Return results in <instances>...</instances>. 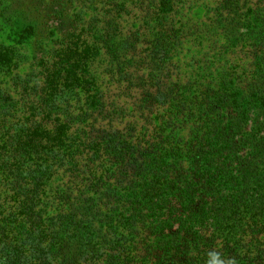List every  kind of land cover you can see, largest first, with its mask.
Segmentation results:
<instances>
[{
  "label": "trees",
  "instance_id": "16d2710c",
  "mask_svg": "<svg viewBox=\"0 0 264 264\" xmlns=\"http://www.w3.org/2000/svg\"><path fill=\"white\" fill-rule=\"evenodd\" d=\"M104 1L0 35V264H264V0Z\"/></svg>",
  "mask_w": 264,
  "mask_h": 264
},
{
  "label": "rangeland",
  "instance_id": "374dc122",
  "mask_svg": "<svg viewBox=\"0 0 264 264\" xmlns=\"http://www.w3.org/2000/svg\"><path fill=\"white\" fill-rule=\"evenodd\" d=\"M13 3L11 4V11H16L14 14V19L12 23L6 27H4L0 35L5 42L10 43L15 41L22 35L24 29L32 23L38 25L39 29L43 33H47V31H52V35L55 31H65L68 27L69 21L67 20L70 18L71 11H76L79 9L78 6L75 5L74 0H11ZM213 0H181L174 5V9L177 10V14L179 18H186L192 17L194 21L198 23V20H203L205 18V9L203 8L204 5L208 4ZM99 8H107L106 2L104 0H98ZM134 1L131 2L130 5H127L124 13L125 15L122 16V20L118 21L119 23L125 22L126 25L131 21V19L138 18L141 14V8H134L135 6L132 4ZM199 6L198 9L195 7ZM102 7V8H101ZM205 7V6H204ZM146 9V7H143ZM154 12L158 9V2L156 6H153ZM188 10V12H187ZM155 15V14H154ZM167 15H175L172 12H167ZM186 15V16H185ZM168 19V16H167ZM192 22V21H191ZM47 23V24H45ZM125 25V26H126ZM187 31V27L183 28ZM197 35V43L200 46L195 47L191 42L189 37L182 39L181 54L178 57V60L182 62V67L187 59L190 57V50H194L197 48L196 52L193 55H198L203 50L206 51V39L204 33L198 32ZM201 55V54H200ZM198 55V56H200ZM195 56V57H198ZM177 225L173 227L176 228Z\"/></svg>",
  "mask_w": 264,
  "mask_h": 264
},
{
  "label": "clouds",
  "instance_id": "9594fccd",
  "mask_svg": "<svg viewBox=\"0 0 264 264\" xmlns=\"http://www.w3.org/2000/svg\"><path fill=\"white\" fill-rule=\"evenodd\" d=\"M211 255H213V256H215V257H217V258L219 259V264H225V262H224L223 260L220 259V257H219L218 254H216V253H211ZM227 264H234V261L229 260V261L227 262Z\"/></svg>",
  "mask_w": 264,
  "mask_h": 264
}]
</instances>
